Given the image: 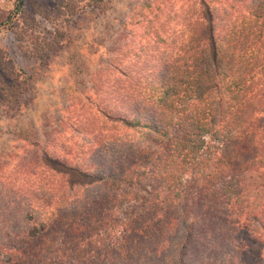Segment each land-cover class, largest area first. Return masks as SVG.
<instances>
[{
  "label": "trees",
  "instance_id": "16d2710c",
  "mask_svg": "<svg viewBox=\"0 0 264 264\" xmlns=\"http://www.w3.org/2000/svg\"><path fill=\"white\" fill-rule=\"evenodd\" d=\"M53 1L66 18L106 3ZM23 3L1 28L34 23ZM195 5L161 47L99 70L87 145L30 144L17 167L38 187L0 197V264H264V0Z\"/></svg>",
  "mask_w": 264,
  "mask_h": 264
},
{
  "label": "rangeland",
  "instance_id": "374dc122",
  "mask_svg": "<svg viewBox=\"0 0 264 264\" xmlns=\"http://www.w3.org/2000/svg\"><path fill=\"white\" fill-rule=\"evenodd\" d=\"M196 2L106 0L98 14L82 12L66 18L53 0H24L26 14L31 8L39 10L34 23L19 20L15 33L0 26V58L7 68L0 69V183L21 188L19 193L1 188L0 197L36 194L38 178L23 175L17 167L31 153L30 144L52 140L50 149L57 150L70 144L87 145L91 125H79L78 118L93 116L96 102L91 87L99 70L112 55L120 53L127 61L139 54L142 59L152 46L161 47L154 40L179 31V19H194ZM13 8L14 0H0V21ZM44 43L48 57L39 63L32 56L34 46ZM10 82L13 87H8Z\"/></svg>",
  "mask_w": 264,
  "mask_h": 264
}]
</instances>
